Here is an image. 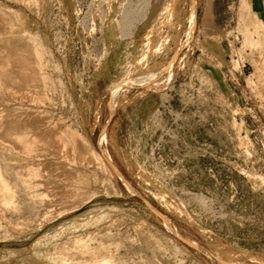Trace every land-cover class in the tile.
<instances>
[{
	"label": "rangeland",
	"instance_id": "obj_1",
	"mask_svg": "<svg viewBox=\"0 0 264 264\" xmlns=\"http://www.w3.org/2000/svg\"><path fill=\"white\" fill-rule=\"evenodd\" d=\"M34 1L0 0V264H264V32L242 7L200 30V0ZM48 145L45 206L16 173Z\"/></svg>",
	"mask_w": 264,
	"mask_h": 264
},
{
	"label": "bare ground",
	"instance_id": "obj_2",
	"mask_svg": "<svg viewBox=\"0 0 264 264\" xmlns=\"http://www.w3.org/2000/svg\"><path fill=\"white\" fill-rule=\"evenodd\" d=\"M35 1H37V0H35ZM34 1V2H35ZM31 2V1H30ZM38 2V1H37ZM44 3V2H43ZM195 3L196 2H194V5H195ZM30 4V3H29ZM34 4V3H33ZM32 4V5H33ZM39 4V3H38ZM35 5V4H34ZM196 8V7H195ZM195 8H194V12H193V18H194V20H195ZM11 10V9H10ZM4 14V13H3ZM11 14V13H10ZM10 18V17H9ZM19 18V17H18ZM9 31V30H8ZM31 35H33V34H31ZM34 36V35H33ZM5 37V36H4ZM18 37V36H17ZM7 38V37H6ZM13 38V37H12ZM4 40V39H3ZM5 41H7V40H5ZM8 43H9V41H7ZM4 44V43H3ZM36 44V43H35ZM7 47V46H6ZM34 47H35V45H34ZM42 47V46H41ZM5 48V47H4ZM7 48H9V47H7ZM6 49V48H5ZM12 49V48H11ZM10 49V50H11ZM8 50V49H7ZM39 50V49H38ZM9 51V50H8ZM7 52V51H6ZM36 52H37V50H36ZM40 52V51H39ZM1 55V54H0ZM34 55H35V53H34ZM4 56V55H3ZM3 56H1V57H3ZM33 56V55H32ZM36 56V55H35ZM39 56V55H38ZM37 57V56H36ZM4 58V57H3ZM5 58H7V57H5ZM33 58H34V56H33ZM37 59V58H36ZM10 61V60H9ZM27 66V65H26ZM25 66V67H26ZM29 66V65H28ZM32 66H33V64H32ZM32 66H30V67H32ZM36 66H35V64H34V67H33V69H36L35 68ZM4 68H5V66H4ZM28 69V68H27ZM26 69V70H27ZM32 69V68H31ZM38 69V68H37ZM259 69H260V67H259ZM1 71V70H0ZM7 71V70H6ZM22 71V70H21ZM24 73H25V70L23 71ZM30 73V72H29ZM33 74V73H32ZM32 74H31V76H32ZM21 75V74H20ZM27 75V74H26ZM26 75H25V77H26ZM36 74L34 73V75H33V77L35 76ZM27 79H28V77H27ZM39 79H41V78H39ZM35 80V78L33 79V81ZM42 80V79H41ZM40 80V81H41ZM49 80V79H48ZM50 80H51V78H50ZM32 81V80H31ZM50 82V81H49ZM30 83V82H29ZM28 83V84H29ZM35 83V82H34ZM33 84V83H32ZM31 86V85H30ZM29 88V87H28ZM31 88V87H30ZM29 88V89H30ZM41 89V88H40ZM42 89H44V88H42ZM38 91V90H37ZM42 91V90H41ZM8 92V91H7ZM27 92V91H26ZM20 94V93H19ZM21 97V96H20ZM36 97V96H35ZM40 97V96H39ZM36 99H37V97H36ZM40 101V100H39ZM42 102V101H41ZM4 103V102H3ZM15 108V107H14ZM10 110V109H9ZM16 110V109H15ZM18 111V110H17ZM48 114V113H47ZM3 115V114H2ZM2 118H4V117H2ZM8 118V117H7ZM7 118H6V120H7ZM2 120V119H1ZM5 121V120H4ZM2 122V121H1ZM1 122H0V124H1ZM49 122V121H48ZM6 124V123H5ZM52 126H57L56 124H54V125H52ZM16 124H15V122L12 120L11 122H8L6 125H4L3 126V133L4 132H6V131H9L10 129L12 130V131H14L16 128ZM62 129V128H61ZM2 131V130H1ZM64 132V131H63ZM63 132H58V133H53L52 134V138H54V140H57L59 143H60V145H61V147H62V149L64 148L66 151H68L67 152V154L68 153H71V155L72 154H75L74 156L76 157L77 156V160L78 161H80V160H82L83 159V157L85 156L84 155V153L82 152V150L80 149V146H79V143H86L85 142V140L82 138V136L81 135H79L78 133H76V132H72V130H71V132H69V134L71 133V135H70V139H68V136L67 135H65ZM3 133H1V135H0V137L2 138V140H3V136H4V134ZM19 135V134H18ZM26 135V134H25ZM28 136H29V134H28ZM15 138V137H14ZM33 139H34V136H33ZM36 139V138H35ZM18 140V139H17ZM7 141V140H6ZM23 142V141H22ZM9 145L13 148V150L15 151V153H22V151H21V145H19V143L18 144H14L13 145V142L12 141H10L9 142ZM26 145V144H25ZM33 145V143H32V141L31 142H27V145L26 146H24L23 148L26 150L27 149V147H30V146H32ZM61 149V148H60ZM28 150V149H27ZM26 150V151H27ZM31 151V150H30ZM33 151V150H32ZM31 151V152H32ZM41 152H39L38 154H26V152H25V155L24 156H26L27 158H29L30 159V161H31V163H30V165L28 166V167H26L25 169H23L21 172H19L18 171V173H16L17 174V184H19L20 183V186L23 184V185H25V186H27L25 189H24V191L26 190V189H28V191L30 190L32 193V195H34V193L35 194H37V193H40V191L38 190V192L36 193V190H35V192L33 191L34 189H37V185H39L40 186V184H42V187L41 188H43V186H49V187H51L50 185H52L53 184V182H52V180L49 178V169H47L46 168V162L45 161H40V162H35V160H36V157H40L41 155H45V154H48V153H52V155H54L55 153H54V147H51L50 145H48V146H45V147H42V149L40 150ZM30 152V153H31ZM62 152V151H61ZM65 152V151H64ZM29 153V152H28ZM24 154V153H23ZM50 155V154H49ZM93 155V154H92ZM73 156V155H72ZM73 156V157H74ZM55 157V156H54ZM53 157V158H54ZM93 157H94V159H95V161L97 162V164L98 165H101L102 166V161H101V159H99V158H96L95 157V155H93ZM16 158V157H15ZM72 158V157H71ZM68 159V158H67ZM92 160V159H91ZM7 161V160H6ZM74 162H75V160H73ZM80 162H82V161H80ZM83 163V162H82ZM78 164H80V163H78ZM4 166V165H3ZM53 167V166H52ZM56 167V166H55ZM64 168V167H63ZM50 169H52V168H50ZM55 169V168H54ZM53 169V170H54ZM114 169L119 173V171L114 167ZM12 170V169H11ZM17 170V169H16ZM57 171L58 170H60V169H56ZM4 169L3 168H0V195H1V198L7 203V204H13L14 202H13V199H14V197H15V193H16V191L17 190H19V189H16V191H15V189H14V187H15V185H14V187L11 185V183L9 182V180H8V178L6 177V175H4ZM8 171H10L9 169H8ZM51 173V172H50ZM15 174V175H16ZM64 175V174H63ZM67 175H68V173H67ZM66 175V176H67ZM69 176H72V175H70L69 174ZM50 177H51V174H50ZM57 177V176H56ZM56 177H55V179H56ZM61 178V177H60ZM62 179V178H61ZM63 179H66L67 180V177H63ZM73 178L71 177V179L70 180H72ZM42 180V181H41ZM68 180H69V178H68ZM124 180V179H123ZM125 181V180H124ZM44 182V183H43ZM22 185V186H23ZM55 185V184H54ZM24 187V186H23ZM36 187V188H35ZM18 188V187H17ZM40 188V187H39ZM38 188V189H39ZM60 187L58 186V188L57 189H59ZM52 190V189H51ZM53 190H55V189H53ZM23 191V190H22ZM27 191V190H26ZM44 191V190H43ZM72 191H74V189L72 190ZM41 192H42V189H41ZM55 192V191H54ZM53 192V193H54ZM19 193V192H18ZM27 193V192H26ZM30 194V193H29ZM49 193H43V194H37L38 196L40 195L41 197V201H40V203H45L44 205L46 206V203H48V201H50L49 199H50V197H49V195H48ZM24 196H26V195H24ZM35 196V195H34ZM37 196V197H38ZM36 197V198H37ZM53 197V196H52ZM77 197V196H76ZM26 198H27V196H26ZM28 198H30L29 197V195H28ZM35 198V197H34ZM33 198V199H34ZM39 198V199H40ZM1 199V200H2ZM53 199V198H52ZM32 200V199H31ZM34 201H35V199H34ZM32 202V201H31ZM36 202H38V200L36 201ZM52 202V201H51ZM59 202V204H60V201H58ZM35 203V202H34ZM67 203V202H66ZM15 204V203H14ZM17 204V203H16ZM37 204V203H36ZM65 204V203H64ZM38 205H39V203H38ZM49 205H50V202H49ZM53 205V204H52ZM56 205V204H55ZM34 207V206H33ZM37 207V206H36ZM39 207V206H38ZM50 207V206H49ZM35 208V207H34ZM41 208H44L43 206L41 207ZM46 209V208H45ZM45 209H39V211H41V210H45ZM47 210V209H46ZM38 211V212H39ZM104 257V256H103Z\"/></svg>",
	"mask_w": 264,
	"mask_h": 264
},
{
	"label": "crops",
	"instance_id": "obj_3",
	"mask_svg": "<svg viewBox=\"0 0 264 264\" xmlns=\"http://www.w3.org/2000/svg\"><path fill=\"white\" fill-rule=\"evenodd\" d=\"M241 7L243 8L242 15L256 24L259 32H264V0H200L199 29L207 31L222 29L220 25H217L222 21L221 15L233 13L236 16L240 13ZM252 28L254 27L251 26L249 29ZM200 37H202L200 40L211 38L204 34Z\"/></svg>",
	"mask_w": 264,
	"mask_h": 264
},
{
	"label": "built area",
	"instance_id": "obj_4",
	"mask_svg": "<svg viewBox=\"0 0 264 264\" xmlns=\"http://www.w3.org/2000/svg\"><path fill=\"white\" fill-rule=\"evenodd\" d=\"M231 21L233 20L231 19ZM235 39H238V36H236ZM229 63L226 75L234 85H239V77L243 75V70L246 67V64L235 54L229 57Z\"/></svg>",
	"mask_w": 264,
	"mask_h": 264
}]
</instances>
